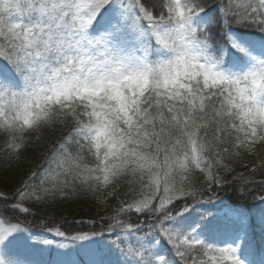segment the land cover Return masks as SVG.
Segmentation results:
<instances>
[{
    "label": "snow or ice",
    "instance_id": "1",
    "mask_svg": "<svg viewBox=\"0 0 264 264\" xmlns=\"http://www.w3.org/2000/svg\"><path fill=\"white\" fill-rule=\"evenodd\" d=\"M262 10L264 0L243 11L216 0H0V134L15 164L35 136L47 165L0 193V264H256L247 237L264 232V195L234 185L235 208L196 213L222 201L228 175L242 179L222 163L232 148L264 142ZM48 128L63 133L50 151ZM82 194L119 203L73 235L29 218Z\"/></svg>",
    "mask_w": 264,
    "mask_h": 264
},
{
    "label": "trees",
    "instance_id": "2",
    "mask_svg": "<svg viewBox=\"0 0 264 264\" xmlns=\"http://www.w3.org/2000/svg\"><path fill=\"white\" fill-rule=\"evenodd\" d=\"M262 143L264 142L248 148L241 147L238 150L232 148L233 154L226 157L224 163L233 175H240L242 179L233 182L231 175H228L229 183L224 185L226 191H232L234 185L244 184L246 186L245 191L249 195H264V183H261L264 181V144ZM43 150L45 149L43 148ZM34 158V155L28 157V160L24 158L22 163L13 166L11 169H2L0 165V191L7 192L11 196L19 187L21 177L33 167V163L30 164V162ZM120 192L122 194L123 189ZM92 205V200L79 198L73 203L38 204L34 207H37V211L44 209L45 213L55 219L77 220L92 218L99 214L98 211L101 206L93 207ZM105 209L107 208L105 207Z\"/></svg>",
    "mask_w": 264,
    "mask_h": 264
}]
</instances>
